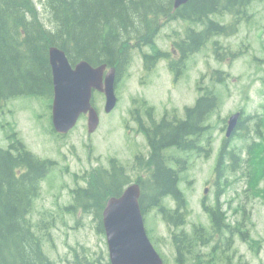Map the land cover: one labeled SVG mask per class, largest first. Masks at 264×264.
<instances>
[{"label":"trees","instance_id":"1","mask_svg":"<svg viewBox=\"0 0 264 264\" xmlns=\"http://www.w3.org/2000/svg\"><path fill=\"white\" fill-rule=\"evenodd\" d=\"M253 1L190 0L174 9L173 0H43L48 11L47 26L34 0H0V108L5 102L21 97L48 99L51 107L50 47L63 50L71 64L84 60L92 66L114 67L118 82L134 54L143 59L146 71L152 70L161 59L170 57L159 50L156 43L163 27L174 21L202 25L201 30L186 27L183 38L176 43L180 57L170 59L168 67L178 79L180 67L209 39L236 33L240 22L249 18L247 7ZM224 14L232 17L231 23L221 24L210 18ZM214 46H218L217 42ZM144 48L149 49L147 54L143 52ZM218 50L215 49L216 57L222 60ZM235 55L238 54H232ZM216 74L221 82V72ZM197 89L200 95L194 106L184 108V118L174 112L171 118L165 114L157 121L153 118V107L137 99L133 100V105L140 103L146 111L145 120L139 116L136 107L129 113L138 123V133L143 134L147 146V154L137 155V165L132 168L141 173L136 180L141 186V211L145 215L155 210L168 228H178L188 218L187 201L178 187L180 173L186 171L187 161L175 158L174 154L165 155V152L174 149L208 157V137L205 135L209 126L206 122L220 105L213 90L202 86ZM7 139L8 148L0 147V264H56L43 250L44 239H50V223L41 222L36 229L29 220L33 201L40 195L41 181L56 162L40 159L29 151L13 124H10ZM252 145L247 146L250 157L255 151ZM227 148L228 144L224 143L219 151L215 167L218 177L228 168L234 170L239 158L236 147ZM226 158L231 162L229 165L225 164ZM169 161L176 163L175 168L167 165ZM108 165L92 168L82 176L74 175L76 187L70 190L71 202L60 208L63 214L91 215L100 234H103L101 218L107 199L120 196L133 182L127 168L115 158H110ZM259 173L260 179L264 178V161ZM80 179L84 181L83 187L78 185ZM169 200L175 203V208L168 206ZM204 209L207 210L205 206ZM217 214L211 221L210 230L199 225L194 226L191 233L184 230L171 233L178 264L192 256L196 259L199 255H192L193 250L211 242L214 245L206 263L216 264V254L221 259L226 234L238 232L245 239L241 227L232 228L224 214L219 211ZM77 222L79 225V220ZM255 243L250 242L251 248L256 246ZM86 252V249L72 251L71 264H109L103 262L101 256L92 258ZM224 260L225 264H233L228 255Z\"/></svg>","mask_w":264,"mask_h":264},{"label":"rangeland","instance_id":"2","mask_svg":"<svg viewBox=\"0 0 264 264\" xmlns=\"http://www.w3.org/2000/svg\"><path fill=\"white\" fill-rule=\"evenodd\" d=\"M34 2L42 21L49 26L43 0ZM247 13L249 18L240 22L234 35L215 36L199 52L188 57L184 66L180 67L178 79L174 78L165 60H160L152 70L146 71L141 58L134 54L127 71L116 84L118 102L111 113L103 110L104 97L94 93V106L101 118L98 129L92 135L87 134L84 117H80L64 138L56 135L52 130L48 99L21 97L2 105L0 147L8 148L7 135L10 124H13L29 151L41 159L57 163L41 181L40 195L33 201L29 214V220L36 229L41 222L50 223V239H44L43 250L52 261L71 264L74 258L71 252H81L82 249H86L87 255L92 258L101 256L103 262L108 261L105 236L98 233L93 217L81 213L76 216L63 214L60 208L71 202L70 190L76 187L73 176H82L97 166L108 167L110 158L125 166L133 180L141 174L132 171V168L137 165V155L147 154V146L143 134L138 133V123L131 119L129 113L136 107L139 116L145 120L146 111L140 103L133 105V99H143L153 107V118L157 121L165 114L171 118L174 112L184 118V108L194 106L200 95L197 88L202 86L212 89L220 100L219 108L209 119L210 155L197 156L174 149L165 152V155L174 154L175 158L187 161V169L180 173L178 183L187 201V221L178 228L169 229L161 216L151 210L143 215L145 229L164 264H178L171 233L181 230L191 233L193 227L199 225L210 230L209 218L202 209V203H212L214 188H223L219 202L222 210L227 212L228 223L232 228L241 227L246 237L242 239L238 232L226 234L221 259L216 254L214 263L225 264L224 257L228 255L233 264H264V178L260 179L259 173L264 161V0H254L247 7ZM210 18L221 24L232 21L228 14L212 15ZM188 26L195 30L203 29L202 25L190 22H171L156 37L157 47L168 52L170 42L175 38L179 42ZM214 42L218 46L215 47ZM216 48H219L222 60L217 59ZM147 51L145 48L144 52ZM216 72H221L224 82L217 80ZM239 112L248 119L238 136L230 138L227 148L236 147L239 158L234 170L228 168L218 177L215 167L221 142L225 139V121ZM248 145L255 149L252 157L247 155ZM224 161L226 165L231 163L228 158ZM175 164L174 161L167 162L172 168ZM78 183L84 186L82 180ZM205 189L207 193L204 195ZM167 204L175 208L173 201L169 200ZM250 242H256V246L251 248ZM213 245L214 242L197 246L192 255L198 254L199 257L195 259L192 256L181 264H207Z\"/></svg>","mask_w":264,"mask_h":264},{"label":"water","instance_id":"3","mask_svg":"<svg viewBox=\"0 0 264 264\" xmlns=\"http://www.w3.org/2000/svg\"><path fill=\"white\" fill-rule=\"evenodd\" d=\"M189 1L173 0V8L178 9ZM48 58L53 81L51 123L54 132L66 135L80 115L87 114V132L93 133L99 124L98 113L92 105L93 92L104 94L106 113L115 108V68H109L104 74L105 64L93 67L84 60L72 66L65 52L57 47L49 48ZM239 116L240 113H236L228 119L226 137L231 136ZM140 194L139 185L134 183L127 186L120 196L106 201L102 226L110 264H164L146 233Z\"/></svg>","mask_w":264,"mask_h":264},{"label":"flooded vegetation","instance_id":"4","mask_svg":"<svg viewBox=\"0 0 264 264\" xmlns=\"http://www.w3.org/2000/svg\"><path fill=\"white\" fill-rule=\"evenodd\" d=\"M176 43H178L177 40L176 41L174 40V41L170 42V50L169 51L174 54V57H173L174 59H179V57H180L179 56V50L177 48ZM169 60L170 59L168 58L165 61L168 62ZM141 61H142L143 67H144L143 59H141ZM116 76H117V71H116ZM100 95L103 97L102 94H100ZM84 116H85L84 118L87 117L86 115H84ZM247 119L248 118L245 117L244 115L242 116V113L240 112L239 120L237 122L235 130L233 131L231 137L232 136H238V134H239L238 132L240 131V129L242 130V128H243L242 126H243L245 120H247ZM209 128H210V125H209ZM226 128H227V120L225 121V127H224L225 131H226ZM210 137H211V129L208 131V146L209 147H210V143H211V141H210L211 138ZM230 138L229 139H226V138L223 139V141L221 142L220 149L223 147L224 143L228 144ZM223 193H224L223 188H214V201L212 203H209V204H205L204 202L202 204V207H203L202 209L207 214V216L209 218L210 225H211V221L213 220L214 216L217 214V211H219L221 214H224L225 219H227V212L222 210V205L219 202V196H221ZM204 206L207 208V210L204 209ZM226 221L228 222V220H226Z\"/></svg>","mask_w":264,"mask_h":264},{"label":"bare ground","instance_id":"5","mask_svg":"<svg viewBox=\"0 0 264 264\" xmlns=\"http://www.w3.org/2000/svg\"><path fill=\"white\" fill-rule=\"evenodd\" d=\"M178 45H179V44H178ZM178 45H177V46H178ZM178 50H179V48H178ZM180 51H181V50H180ZM133 53H134V52H133ZM133 53H132V54H133ZM180 54H181V53H180ZM84 117H85V116H84Z\"/></svg>","mask_w":264,"mask_h":264}]
</instances>
